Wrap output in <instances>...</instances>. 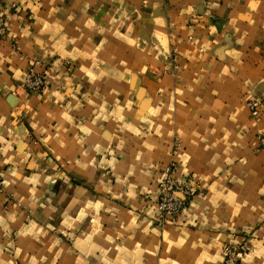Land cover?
<instances>
[{
  "label": "crops",
  "instance_id": "1",
  "mask_svg": "<svg viewBox=\"0 0 264 264\" xmlns=\"http://www.w3.org/2000/svg\"><path fill=\"white\" fill-rule=\"evenodd\" d=\"M0 4L14 5L3 13L17 37L16 46L0 39V264H223L231 233L260 222L257 244L264 0ZM31 66L47 83L20 96L27 115L15 124L8 98ZM245 98L260 102L258 116ZM172 127L182 140L176 175L200 195L176 223L158 225ZM243 260L264 264V255Z\"/></svg>",
  "mask_w": 264,
  "mask_h": 264
},
{
  "label": "built area",
  "instance_id": "2",
  "mask_svg": "<svg viewBox=\"0 0 264 264\" xmlns=\"http://www.w3.org/2000/svg\"><path fill=\"white\" fill-rule=\"evenodd\" d=\"M14 5L0 4V39H9L13 45L17 43V37L8 29V19L3 13L7 8ZM191 26V25H190ZM187 41H192V36L187 37ZM201 50V48H198ZM170 60L172 71L179 67L177 51L175 47L170 48ZM46 85V76L43 71L31 66L24 79L15 87L12 94L20 97L26 93H39ZM245 105L252 117H256L260 111V102L257 99H247ZM264 140V132L262 133ZM182 145L175 141L172 147V154L168 164L162 170L161 176L157 183V203L156 215L154 221L158 225L174 224L178 221L181 211L187 206L190 199L195 195H200L191 185V177H177L178 156ZM2 169L0 167V193L3 191ZM253 250V244L250 239L237 241L231 236L223 245L222 260L224 264H242V257L245 253Z\"/></svg>",
  "mask_w": 264,
  "mask_h": 264
},
{
  "label": "rangeland",
  "instance_id": "3",
  "mask_svg": "<svg viewBox=\"0 0 264 264\" xmlns=\"http://www.w3.org/2000/svg\"><path fill=\"white\" fill-rule=\"evenodd\" d=\"M12 45H13V43H12ZM13 46H16V45H13ZM169 54H170V51H169ZM170 73L174 74L176 72L171 70ZM46 83H47V80H46ZM8 99H9L8 100L9 101V104L11 106L12 116H14L13 117L14 123L15 124H22L23 125L24 124L25 116L27 115V109H25L23 107V104H22L23 103L22 101L25 98L22 99V97H17L15 95H12L11 94ZM247 99L248 98L243 99V104H245V101ZM263 132H264V127L262 129H260L256 133V135H255V143H256L255 146L257 145L256 148L259 149V150L262 149V146L264 145V140H262V133ZM169 134H170V142H169V149L167 150V160H166L165 163L162 164V167H161L162 170L168 164V162H169V160L171 158L173 143L175 141H179L180 143H182V140H181L180 136L176 133V129H173V127H172L170 129V133ZM50 153L52 155H54L52 151H50ZM51 154H50V156L54 160V157ZM100 156L102 158L103 154H101ZM64 163L69 164L70 163V159L69 158H66V159L64 158ZM100 167L103 168L102 165H100ZM58 168H61L62 169V176H64L65 174L68 175V173L63 169V166L59 165ZM45 172L48 173L49 170L46 169ZM53 174H54L53 172H49L48 175H53ZM64 178L66 179V182L68 183V185L69 184L70 185L72 184V186H74L75 184H79L80 183V182L74 181V180H72V179H70L68 177H64ZM54 180L55 179H52V182H51L52 184L55 182ZM198 193L200 194V191H198ZM30 217H31V215H30ZM30 217L28 215L27 218H30ZM260 225H261V223L260 222H257V223H255L254 225H251V226H244L243 228L239 229L238 231H236L234 233H231V236L233 237V239H235L237 241H241L242 239H250V238H252V235L254 234V232H256L257 229L260 227ZM50 232H53L60 241L66 242V243L70 244V237L67 234H65L62 231H59L57 229H53ZM257 241H258L257 244H255V246L253 245V250L251 251V253H256V254L259 253L260 256L261 255H264V254H262V253H264V231H263V234H260V236H258ZM220 260H221V263H223V260H222V251H220ZM28 264H34V263H28ZM242 264H247L245 262V260H243V257H242Z\"/></svg>",
  "mask_w": 264,
  "mask_h": 264
}]
</instances>
